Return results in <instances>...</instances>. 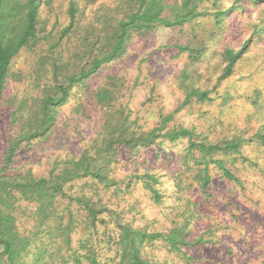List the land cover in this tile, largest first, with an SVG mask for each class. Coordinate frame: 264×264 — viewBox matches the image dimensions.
Segmentation results:
<instances>
[{
  "label": "trees",
  "instance_id": "trees-1",
  "mask_svg": "<svg viewBox=\"0 0 264 264\" xmlns=\"http://www.w3.org/2000/svg\"><path fill=\"white\" fill-rule=\"evenodd\" d=\"M62 19L52 13L53 0H0V109H10L14 135L5 142L0 165V264H160L152 248L161 243L169 254L191 264L194 250L209 239L192 235L198 217L189 201L182 221L166 231L135 226L123 215V204L134 181L140 182L152 200L160 204L161 176L150 171L130 173L116 180L114 170L123 154L126 163L138 166L141 154L164 142L185 140L182 172L173 182L186 196L187 178L198 181L206 192L211 173L238 182L226 168L239 158L251 139L234 136L208 143L195 130L171 125L173 116L192 101L211 102L212 92L184 87V100L167 115L159 114L156 126L145 131L125 106L119 105L116 78H109L92 95L99 112L97 135L78 155L53 160L46 175L17 168L16 153L33 141L47 143L57 128L59 110L73 89L104 66L120 60L132 36H150L156 28L177 30L181 41L171 45L176 55L186 54L191 63L201 60L205 49L215 51L228 35L230 21L248 10H261L253 35L264 34V0H67ZM251 38L236 50L225 47L224 68L214 89L229 78L246 53ZM40 50L33 71L37 96L16 100L7 97L13 78L11 65L19 53ZM186 78V71H182ZM257 137L264 138L262 132ZM215 154L219 158L215 159ZM251 162V161H249ZM214 167V168H212ZM134 180V181H133ZM130 210H134L131 204ZM210 233V232H209ZM151 252V253H150Z\"/></svg>",
  "mask_w": 264,
  "mask_h": 264
},
{
  "label": "rangeland",
  "instance_id": "rangeland-1",
  "mask_svg": "<svg viewBox=\"0 0 264 264\" xmlns=\"http://www.w3.org/2000/svg\"><path fill=\"white\" fill-rule=\"evenodd\" d=\"M67 0H53V15L62 19L67 10ZM261 10H248L239 18H232L227 37L213 48L205 49L201 60L191 63L186 54L176 55L171 46L181 41L177 30L158 27L147 37L132 36L124 56L104 66L92 76L85 87L73 89L67 103L57 115V128L47 142L33 141L16 153L14 167L31 169L36 175H46L55 159L78 155L84 145L99 132L97 107L92 103L93 93L116 78L118 104L125 106L145 131L159 121V114L176 110L184 100V87H194L212 92V101H192L173 116L171 125L194 129L200 139L220 143L234 136L251 139L243 150L247 160L237 158L227 161L226 168L238 182L229 181L214 169L211 184L206 192L199 190L194 178H187L186 196L174 184L175 173L182 172L181 155L185 140L169 144L164 142L145 151L138 158V166L126 163L122 154L114 170L116 180L130 173L150 171L161 176L159 191L163 196L155 203L140 182L134 181L123 204V217L135 226L151 231H166L174 222L182 221V211L189 201L196 206L198 217L192 221V235H204L207 244L200 245L187 254L194 256L191 264H264V34L254 37V25L259 23ZM251 38L242 59L233 74L214 89L224 63L221 53L225 47L238 50ZM40 50L21 52L11 65L13 78L7 97L19 100L37 96L33 84V71ZM186 71L185 78L182 71ZM14 135L10 125V109H0V165L1 153L7 139ZM215 154V159L219 158ZM214 168V167H212ZM133 204L134 210H130ZM210 232V233H209ZM152 256L160 264H187L169 254L159 242L152 248ZM151 253V252H150Z\"/></svg>",
  "mask_w": 264,
  "mask_h": 264
}]
</instances>
